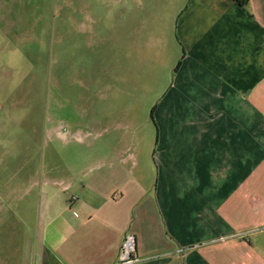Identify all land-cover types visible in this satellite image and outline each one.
<instances>
[{"label": "crops", "instance_id": "obj_1", "mask_svg": "<svg viewBox=\"0 0 264 264\" xmlns=\"http://www.w3.org/2000/svg\"><path fill=\"white\" fill-rule=\"evenodd\" d=\"M174 7L152 14L149 34L140 11L123 35L119 14L109 25L125 56L172 69L174 93L160 103L175 106V131L155 139L156 165L148 148L145 161L97 147L77 154L90 163L0 183L11 188L0 196V246L18 256L3 264H111L126 230L137 238L132 264H264V0Z\"/></svg>", "mask_w": 264, "mask_h": 264}, {"label": "rangeland", "instance_id": "obj_2", "mask_svg": "<svg viewBox=\"0 0 264 264\" xmlns=\"http://www.w3.org/2000/svg\"><path fill=\"white\" fill-rule=\"evenodd\" d=\"M163 6L174 9L175 0H0V183L90 163L77 154L97 147L136 149L145 161L148 148L156 165L155 139L175 131L167 119L175 106L160 103L174 93L172 69L158 57L125 56L109 25L119 14L123 35V22L140 11L149 34ZM3 189L0 196L11 194ZM16 253L0 246V264Z\"/></svg>", "mask_w": 264, "mask_h": 264}, {"label": "built area", "instance_id": "obj_3", "mask_svg": "<svg viewBox=\"0 0 264 264\" xmlns=\"http://www.w3.org/2000/svg\"><path fill=\"white\" fill-rule=\"evenodd\" d=\"M139 260L137 254V238L133 231L126 230L116 260L111 264H132Z\"/></svg>", "mask_w": 264, "mask_h": 264}, {"label": "trees", "instance_id": "obj_4", "mask_svg": "<svg viewBox=\"0 0 264 264\" xmlns=\"http://www.w3.org/2000/svg\"><path fill=\"white\" fill-rule=\"evenodd\" d=\"M240 5H245L249 0H236Z\"/></svg>", "mask_w": 264, "mask_h": 264}]
</instances>
